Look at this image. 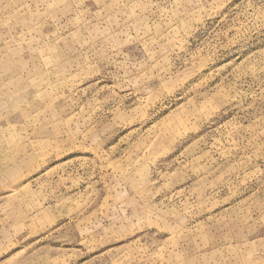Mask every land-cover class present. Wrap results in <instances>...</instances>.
Listing matches in <instances>:
<instances>
[{
	"label": "rangeland",
	"instance_id": "rangeland-1",
	"mask_svg": "<svg viewBox=\"0 0 264 264\" xmlns=\"http://www.w3.org/2000/svg\"><path fill=\"white\" fill-rule=\"evenodd\" d=\"M0 264H264V0H0Z\"/></svg>",
	"mask_w": 264,
	"mask_h": 264
}]
</instances>
